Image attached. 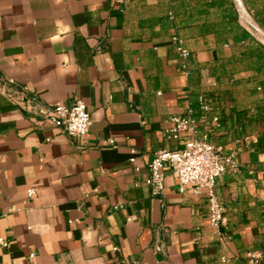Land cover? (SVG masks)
Segmentation results:
<instances>
[{"label":"crops","instance_id":"1","mask_svg":"<svg viewBox=\"0 0 264 264\" xmlns=\"http://www.w3.org/2000/svg\"><path fill=\"white\" fill-rule=\"evenodd\" d=\"M0 81L25 95L23 110L0 93V264H264V0H0ZM77 98L87 135L35 124L34 99ZM191 106L197 136L236 153L216 187L224 240L170 165L163 194L146 183Z\"/></svg>","mask_w":264,"mask_h":264},{"label":"built area","instance_id":"2","mask_svg":"<svg viewBox=\"0 0 264 264\" xmlns=\"http://www.w3.org/2000/svg\"><path fill=\"white\" fill-rule=\"evenodd\" d=\"M119 5H124L127 0H114ZM177 46V51L182 60V66L187 71L189 50L185 47L184 40L178 36L173 38ZM13 81H0V93L4 94L17 106L24 110V91L11 89ZM8 89V90H6ZM199 108L202 118L208 119L212 114V103L207 96L201 95L198 98ZM30 112L34 114V122L40 127L58 129L71 136H85L92 126V119L89 106L85 100L77 98L71 106L64 104L44 105L37 100H33ZM194 109L188 108V116H173L169 119L170 127L167 134L174 140L184 139L183 147L177 151L161 150L155 153L149 165V176L146 183L152 190L154 196L163 194L165 189V176L163 169L165 165H170L176 174L178 189L181 193L190 186L194 194H207L208 220L210 226L219 237L224 240V230L228 219L223 202L217 195L216 187L218 179L228 171H234L238 167L236 153L226 154L223 147L210 141L208 135L198 137L197 121L192 117ZM212 120L219 126V117L212 116ZM110 143H113L112 141ZM135 154V152H132ZM134 162L135 158H131ZM29 196H34L36 190L28 192ZM6 246V242L0 239ZM247 264H259L263 255L259 251L248 252L246 254ZM222 262L226 260L223 258Z\"/></svg>","mask_w":264,"mask_h":264}]
</instances>
